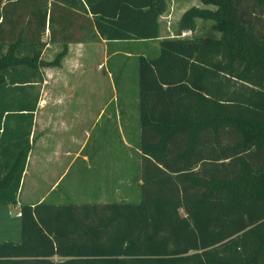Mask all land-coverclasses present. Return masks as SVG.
<instances>
[{
    "label": "trees",
    "instance_id": "16d2710c",
    "mask_svg": "<svg viewBox=\"0 0 264 264\" xmlns=\"http://www.w3.org/2000/svg\"><path fill=\"white\" fill-rule=\"evenodd\" d=\"M201 2L155 57L140 56L138 200L22 203L21 239L0 242V264H264V0ZM166 9L0 0V205L18 201L40 67L60 65L70 42L157 39ZM199 19L219 35H196ZM47 30L63 46L51 61ZM18 107L29 129L6 142Z\"/></svg>",
    "mask_w": 264,
    "mask_h": 264
},
{
    "label": "rangeland",
    "instance_id": "374dc122",
    "mask_svg": "<svg viewBox=\"0 0 264 264\" xmlns=\"http://www.w3.org/2000/svg\"><path fill=\"white\" fill-rule=\"evenodd\" d=\"M192 6L204 7L205 5L201 0H168V13L162 23V30L166 35L177 36V23L182 14ZM209 7L214 8V6ZM212 24L211 20L199 19L195 34L203 37L218 36L219 34L212 28ZM192 35L191 31L182 33V36L190 37ZM43 39L48 41V46L44 49L42 57L53 60L63 46L60 44L61 42L49 41L48 30ZM120 47V52L105 60L104 55L112 47H103L102 52L100 45L89 43L84 51L86 57L83 64L85 75L81 78L71 76L69 84L72 90L58 88L61 95H68L69 101H66L72 104L73 110L58 118L61 122L63 121V127L58 128L55 123L45 139L50 141L52 150L59 144L58 140L66 139L62 146L72 147L73 151L77 150V146L71 141L72 136L80 138L82 141L85 140L83 154L88 155L90 160L85 162L82 157L74 158L64 155L60 162H57L56 157L47 156L44 158L47 155V150H43L42 144H39L34 153L38 155L34 168L31 165L32 172L26 177L24 176L23 191L18 193L21 204L28 203V200L37 199L44 194L46 196L43 201L46 202L56 204L85 203L79 196L82 192L83 195L90 193L91 190L87 187H90L88 185L91 181L93 183L100 181L103 174L110 170L112 155H114V163L117 155L120 158V178H123L121 184H124L127 179V170H129L132 160L134 163L135 161L139 162L141 158L138 152L141 133L139 62L140 56L143 55L141 53L147 45L131 44ZM151 49L148 48V50ZM125 51H129L131 54H125ZM64 57L60 64L62 69L66 68L64 63L67 62V55L66 59ZM51 67L60 70L59 65H51ZM8 87L13 88L11 83H8ZM79 102L86 106L81 110L83 115L86 114V119H83L81 123H78L75 118V114L79 113L76 109ZM13 132L15 130H7V139ZM31 141L30 143L33 144V140ZM102 163L103 167H101ZM61 174L63 176L51 189L52 184ZM126 187L121 186L120 200L126 197L138 200L140 196L138 181L134 186L131 184ZM83 188H85L84 191ZM31 191L32 193H30ZM28 193L30 197H28ZM18 211V205H0V242L8 239L14 241L21 239V218L17 214Z\"/></svg>",
    "mask_w": 264,
    "mask_h": 264
},
{
    "label": "crops",
    "instance_id": "0c3cea01",
    "mask_svg": "<svg viewBox=\"0 0 264 264\" xmlns=\"http://www.w3.org/2000/svg\"><path fill=\"white\" fill-rule=\"evenodd\" d=\"M166 1L167 9L165 12L159 17V23H160V37L157 39H148V40H127V41H107L106 39L101 38L100 40L97 41H84V42H70L68 43V52H67V62L65 61L64 67L65 69H62L63 67L59 65L58 68H53L51 66H43L40 67V74L38 75L37 78H35L34 83H33V88L31 89L33 95H38V102L35 106V110L31 111L33 115V121H32V126H31V133L29 140H33V144H31V149L28 155L27 159V165L26 169L24 171L21 185H20V192L23 191V183H24V176L26 177L27 175L32 172L31 165L32 167L36 163V159L38 158L37 154L35 153L36 147L39 144H42V149L47 150V155L44 158H47V156L50 157H56L57 162H60L64 156H73L75 157H82L85 162H88L90 160L88 155L83 154V147L85 144V140H81L80 138H76L72 136L71 141L77 146V150L73 151L72 147H67L65 148L62 146L65 142L66 139H63V141L58 140V145L57 147L52 150L50 141L48 142L45 137L49 134V130L52 126H54L55 123H57L58 128L63 127V121L61 122L58 118H61V116H64L66 112L72 111V104L68 102V95L66 96L65 94L60 93L58 91L59 87H63L64 89L67 90H72L71 85L69 84V79L71 78L72 75L75 77L81 78L82 76L85 75L84 68L85 66L84 61L86 60L85 57V47L91 43V45H100V49L103 52V47H112V49L108 50L107 54L104 55V59H109L111 56L115 55L116 53L120 52L119 48L120 46L123 45H131V44H146L147 47L146 49L141 53L146 57H155L159 53V40L168 37L169 35H166L165 31L162 30V23L163 19L166 17L168 13V0ZM79 4V2L77 3ZM75 9V8H74ZM78 11V9H75ZM91 16V15H90ZM78 29L81 30L80 27ZM189 33V31H184ZM192 35V32H191ZM60 43V42H56ZM62 44V43H60ZM48 46V45H47ZM148 48H152L151 50H148ZM125 54H131L129 51H125ZM65 55V57H66ZM64 57V58H65ZM45 61H51V59L43 58ZM66 59V58H65ZM104 62V61H103ZM70 85V86H69ZM81 87V86H79ZM8 88V86H6ZM72 94V93H70ZM81 99V98H80ZM68 100V101H66ZM82 107H86L84 103L79 102L78 106H76V109L78 110L79 113L75 114L76 121L78 123H81L83 119H86V114H82L81 110ZM14 111H11V113L8 116L7 120V130H15V132L11 133L10 136H8L7 141H17L20 140V138L24 137L25 131L29 129V113L27 110L24 111H19L18 109H21L20 107L18 108H13ZM103 111V109H102ZM100 112V114L102 113ZM63 112V115L61 113ZM7 113H5L1 125L2 127L4 126V121H5V116ZM99 114V116H100ZM98 116V117H99ZM68 119V118H67ZM2 134V130L0 132ZM32 142V141H31ZM137 149V148H136ZM53 156H52V153ZM140 153L139 157L141 156L140 150H138ZM56 153V154H55ZM64 155V156H62ZM29 162V163H28ZM32 163V164H31ZM101 167H103V163L101 164ZM141 158L139 162L135 161V163L131 162L129 170H127V179L124 182V184H121V180L123 178H120V158L119 155L116 156L115 163H114V155H112V163L110 170H107L106 173L103 174L102 179L98 182L91 183L88 185L90 187H87L89 190H91L90 193L83 195L82 194L79 196L85 203H109V202H115V201H120V195H121V186L126 187L127 185L134 186L135 183L138 181L139 183V188L140 184L142 183L141 180ZM34 168V167H33ZM115 168V171H114ZM67 170V169H66ZM64 171V173L66 172ZM63 173V174H64ZM115 173V174H114ZM63 175L61 174L52 184L51 189L55 187V185L59 182ZM138 178V179H137ZM137 179V180H136ZM25 184V183H24ZM32 188H34L32 186ZM129 188V187H126ZM85 188H83L84 191ZM33 190V189H32ZM32 193V191L30 192ZM28 197H30V194H27ZM45 194L40 196L37 199L34 200H28V203L31 204H37L39 202H42L43 199L45 198ZM126 196V195H124ZM126 200L128 197L125 198ZM14 205L19 206V211L18 215L20 217V199H18L17 203ZM21 218V217H20Z\"/></svg>",
    "mask_w": 264,
    "mask_h": 264
}]
</instances>
